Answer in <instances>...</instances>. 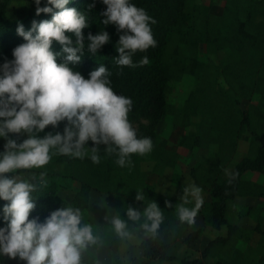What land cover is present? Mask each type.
I'll use <instances>...</instances> for the list:
<instances>
[{
    "label": "trees",
    "instance_id": "trees-1",
    "mask_svg": "<svg viewBox=\"0 0 264 264\" xmlns=\"http://www.w3.org/2000/svg\"><path fill=\"white\" fill-rule=\"evenodd\" d=\"M130 3L146 10L156 23L151 25L156 46L150 47L145 52H137L133 56L136 67L116 66L113 58L118 56L116 44L121 33L116 26L109 24L104 26L101 15L106 10L102 0H95V7L88 13L89 27L83 29L85 44L88 43L89 33L95 35L100 29L107 31L110 42L102 47L96 56L85 52L82 60L77 65H70L75 71L82 75L89 73L103 64L111 72L109 77L112 87L117 95H124L133 101L132 111L129 113L130 122L136 123L138 137H150L153 142V150L144 155H132L129 167H119L115 156H106L105 145H100L101 162L94 164L88 157L75 159L66 156H55L52 161H62L66 166V176L75 180L76 189L72 199L67 202L57 193L56 185L51 183L48 188L40 193H34L35 209L31 211L29 219L39 218L43 222L52 211L58 210L66 203L80 207L83 211L91 202L92 192L115 193V209L122 219L127 220L126 208L128 206L137 210L139 206H145L143 201H137V190H143L146 197L145 203L154 200L164 215L156 238L150 236L139 242V248L143 257L150 261H177L178 264H203L207 256L216 257L218 264H264V250L256 259L246 257L245 251L235 245V240L240 236V229L236 225L228 223L226 219L227 201L237 195H262L264 187L261 184L243 180L245 173L259 172L264 169V131L255 133L251 142L260 140L253 144L255 153L240 158L231 168L229 173H238L237 177L229 183V173L223 179L217 175L222 167L217 164L218 153L209 165L212 174L197 173L198 163L190 168L192 182L204 188L210 197L209 213L203 218L215 228L226 226L225 236H217L210 240L201 252V258H186L173 255L169 252L172 243V228L183 227L175 214L172 215L165 208V195L137 176L132 165L142 161L153 162L156 172H161L167 167H173L177 161V153L163 147L159 142L157 124L167 114L173 116L175 124L187 127L192 125L193 129L180 136L178 144L187 148H198L204 138L202 130L207 129L214 142L221 143L224 139L237 140L240 135L250 129L256 131L254 121L259 130L264 129V118L261 109L264 108V97L259 102L249 104L246 108L241 106L244 98L251 97V89L242 82L243 70L240 66L247 63L250 54L262 52L264 55V22L257 23V18L264 21V5L259 0H225L221 15H213L206 5L193 6L191 11L183 8L184 0H129ZM93 0H70L69 8L86 12ZM51 7V6H50ZM54 11H58L54 9ZM51 19L50 13L40 15H26L20 20L9 19L6 16V5L0 0V65L5 60H12V50L21 43L23 37L17 34V26L22 23L25 30L31 29L32 22ZM35 35V33H33ZM75 39L74 34L66 33ZM203 44L209 48H229L231 58L222 64L221 70L209 62L197 59L195 56L185 53L180 56L185 47H197ZM52 49L61 51V45L53 42ZM148 58V64L139 66L143 57ZM264 59V56H263ZM264 63V62H263ZM218 73H221L226 84L219 88ZM183 75H192L197 78V84L189 92L183 106L179 109L166 101L167 83L170 80L180 78ZM221 79V78H220ZM221 81V80H220ZM223 81V80H222ZM194 118L197 121L192 122ZM67 121L59 124L53 129L48 126L40 137L47 132L63 133ZM6 140L0 138V152L4 151ZM92 141H88L87 147H94ZM193 166V165H192ZM199 169V168H198ZM19 174V170L18 173ZM123 174L126 180V190L119 192L120 176ZM11 177L13 174H6ZM199 179V180H198ZM8 203L0 199V228L7 227L4 220L3 207ZM191 206V205H190ZM202 208L199 214H202ZM131 223L132 221H128ZM202 234V228L189 232L184 237L186 244L192 243ZM120 237L113 235L110 238L109 249L117 252ZM95 246H91L82 254V264H97L94 260ZM0 264H27L19 257L9 259L0 256Z\"/></svg>",
    "mask_w": 264,
    "mask_h": 264
},
{
    "label": "clouds",
    "instance_id": "clouds-1",
    "mask_svg": "<svg viewBox=\"0 0 264 264\" xmlns=\"http://www.w3.org/2000/svg\"><path fill=\"white\" fill-rule=\"evenodd\" d=\"M36 14L50 13L51 19L32 22L26 31L17 26V34L24 39L12 50V60L0 65V138L6 143L0 152V199L7 227L0 228V256L19 257L27 264H82V254L100 242L95 226L85 219L84 211L70 203L52 211L43 221L29 219L35 209L33 194L48 188L46 166L55 156L75 159L88 157L94 164L101 162L100 145H105L106 156H115V163L123 168L131 165V156H144L153 150L150 137H138L129 120L133 108L131 98L117 95L112 88L111 72L103 64L85 78L73 67L81 62L85 52L93 57L110 42L107 31L87 36L88 13L69 8L70 0H34ZM106 10L101 13L104 26L115 25L119 40L115 46L116 66L136 67L133 56L156 46L151 25L156 21L142 7L129 0H102ZM54 9L58 11H54ZM35 33V35H33ZM66 33L75 36L73 40ZM61 51L52 49L53 42ZM143 57L139 66L148 64ZM67 121L63 133H39L53 129ZM9 134L25 135L17 143ZM92 141L94 147H87ZM19 170V174L18 173ZM33 170H42L38 173ZM29 172L28 176L23 172ZM13 174L9 178L6 174ZM238 173H229V183ZM203 189L194 182L183 186V195L175 205V216L181 225L194 226L204 200ZM143 201V211L126 208L127 220L119 214L105 217L121 239L131 236L128 221L139 222L146 236L156 238L164 215L154 200L145 203L143 190L135 198ZM191 205V206H190ZM167 207L172 205L166 201Z\"/></svg>",
    "mask_w": 264,
    "mask_h": 264
},
{
    "label": "rangeland",
    "instance_id": "rangeland-1",
    "mask_svg": "<svg viewBox=\"0 0 264 264\" xmlns=\"http://www.w3.org/2000/svg\"><path fill=\"white\" fill-rule=\"evenodd\" d=\"M6 5V16L9 19L20 20L26 15H37L36 5L34 0H2ZM264 5V0H259ZM202 4L209 7V11L213 15H221L224 9L225 0H184L183 8L185 11H191L193 6ZM41 7L47 5V0H41ZM257 23H263V19L257 18ZM195 56L197 59L209 62L217 66L218 71L221 70L222 64L228 58H231V51L229 48L216 49L209 48L203 44L197 47L185 46L180 56L185 53ZM263 53L250 54L247 58V63L240 66L243 70L242 82L248 85L251 89V97L244 98L241 106L246 108L249 104L256 105L260 97H264V59ZM90 73V72H89ZM89 73L83 76L89 78ZM219 88H223L226 84L222 78L221 73H218ZM221 78V79H220ZM221 80V81H220ZM223 80V81H222ZM197 84V78L192 75H183L180 78L172 79L167 83L166 101L168 104L181 108L189 94V92ZM113 88V87H112ZM262 117L264 118V108L261 110ZM194 118L191 123L197 121ZM137 127L136 123L132 124ZM257 119L254 121L256 131L252 132L249 128L246 129L237 140L224 139L221 143L214 142V138L210 136L207 129L202 130L203 140L201 146L198 148H187L178 144L180 136L187 131L193 129L192 125L183 127L175 124L173 116L167 114L162 117L157 124V132L159 135L160 144L168 150L177 153V161L175 166L167 167L161 172H156L153 168V162L142 161L137 165H132L135 174L144 179L145 182L152 185L156 191L165 195L164 206L172 215L175 214V205L179 202L180 197L183 195V186L191 181L190 168L198 163L197 173L212 174L209 169L211 161L218 153L217 164L222 167V171L217 175L218 179H223L230 172L233 165L243 156L253 155L255 148L253 144L260 143L251 142L253 135L262 133L264 129L259 130ZM264 127V125H263ZM263 130V131H262ZM48 133V132H47ZM45 133V134H47ZM43 134V136L45 135ZM10 139H14L17 143L26 139L25 135L9 134ZM193 165V166H192ZM47 179L49 184L56 185L57 193L65 201L69 202L76 189L75 180L67 177L66 166L62 161H51L46 166ZM37 173L42 170H33ZM25 176L29 172L22 173ZM124 175L120 176L119 192L125 191L126 180ZM199 180V179H198ZM243 180L261 184L264 187V169L259 172H247L243 176ZM203 208L202 214L196 218L194 226L183 228H172V243L169 252L173 255L186 257V258H201V252L206 247L207 243L217 236H225L227 229L226 226L215 228L210 222L203 218L204 215L209 213L210 197L204 188ZM115 193H97L92 192L91 202L85 209V219L91 222L100 236V242L96 245L94 260L97 264H145L147 260L143 257L142 251L139 248V242L148 237L143 230L139 227V222H131L129 224V231L131 236L127 239H121L118 251L112 252L109 249L110 238L116 235L112 229L110 222L105 217L111 218L117 214L115 209ZM166 201L172 207L166 206ZM145 206H139L138 211H143ZM226 219L228 223L236 225L240 229V236L235 240V245L241 250L245 251L248 258L256 259L262 250H264V194L262 195H237L227 201L226 206ZM202 228L201 236L190 244L184 242V237L191 231ZM203 259V264H218L216 257L207 256ZM148 264H178L177 261H150Z\"/></svg>",
    "mask_w": 264,
    "mask_h": 264
}]
</instances>
